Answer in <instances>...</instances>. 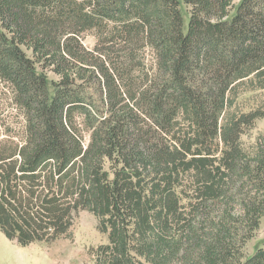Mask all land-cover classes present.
<instances>
[{
	"label": "trees",
	"instance_id": "1",
	"mask_svg": "<svg viewBox=\"0 0 264 264\" xmlns=\"http://www.w3.org/2000/svg\"><path fill=\"white\" fill-rule=\"evenodd\" d=\"M2 87L20 119L0 141L8 240L70 239L89 211L97 264H264L243 252L264 136L241 141L264 118V0H0Z\"/></svg>",
	"mask_w": 264,
	"mask_h": 264
},
{
	"label": "rangeland",
	"instance_id": "2",
	"mask_svg": "<svg viewBox=\"0 0 264 264\" xmlns=\"http://www.w3.org/2000/svg\"><path fill=\"white\" fill-rule=\"evenodd\" d=\"M184 2L185 0H181ZM184 28L189 24V9L183 7ZM85 45L92 49L95 38L87 36ZM50 78L55 76L49 73ZM0 141L9 133H17L20 129L18 110L10 105L6 90H0ZM263 93L245 91L238 99L244 111L258 107ZM262 95V96H261ZM12 131V132H9ZM10 134V135H11ZM264 136V118L258 120L253 129L242 137L245 150L251 151L257 140ZM98 219L89 211H82L76 217L70 239H59L54 243H37L29 247H20L17 243L8 240L0 232V264H97L93 251L108 243V238L99 229ZM264 245V218L260 220L259 228L253 238L244 248L245 257L252 256L256 250Z\"/></svg>",
	"mask_w": 264,
	"mask_h": 264
}]
</instances>
